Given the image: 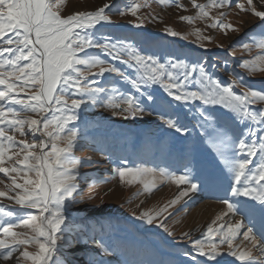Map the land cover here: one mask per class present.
<instances>
[{"label":"snow or ice","instance_id":"6c2138e0","mask_svg":"<svg viewBox=\"0 0 264 264\" xmlns=\"http://www.w3.org/2000/svg\"><path fill=\"white\" fill-rule=\"evenodd\" d=\"M230 3L231 0H208L201 4L191 0L192 7L198 9L197 15L180 19L189 23L212 19L210 27L238 32L239 28L210 17L208 11L225 8ZM246 3L247 8L241 2L236 6L242 11H251L264 23V10H257L253 0ZM258 3L264 6V0ZM63 4L64 0H0V173L11 180L6 185L7 191H0V197H6L23 209L39 210L38 215H29L19 223L5 222L4 217H14L17 213L8 205L0 204V261L77 264L75 253L87 251L86 264H109L107 257L123 247L120 239L111 235L113 225L101 224L98 229H90L84 222L77 224L68 209V204L75 203L80 167L94 163L91 158L81 160L73 151L84 132L76 123L81 120L82 106L104 107L124 120L142 118L145 114L157 115L165 128L187 137L190 129L181 122L180 113L168 112L165 106L170 109L173 102L187 106L199 101L200 128L204 130L205 143L222 163L225 176L221 177L212 168L201 169L199 161L194 159H188L179 175L165 168L142 166L120 167L116 173L122 181L125 177L147 181L146 188L157 178L174 180L177 186L186 185L170 202L172 205L202 186L213 187L221 179L229 180L227 198L221 201L226 211L217 216L213 224L229 214L241 219L215 228L209 226L205 239L191 242L194 254L180 255L193 264H200L198 257H203L206 264H225V257H234L242 264H264V89L252 88L238 75L230 76L228 83L222 84L211 74L205 60L190 62L188 57L162 44L154 45L148 39L142 43L157 49L152 53L141 51L134 38H96L89 34L97 25L112 23L108 11L114 4L105 3L94 11L62 16ZM140 7L139 3H134L120 15L131 12L135 17ZM219 16L226 17V13L221 11ZM142 26V21L134 25ZM195 34L200 37V29H196ZM165 35L176 37L180 33L169 27ZM242 47L251 51L248 44ZM257 47L260 52L254 59L239 63V67L250 74L264 72V40ZM91 48L101 49L112 60L132 69L135 75L129 76L115 65L105 66V60L89 53ZM230 55L234 56L235 52ZM211 67L217 68V65ZM97 68L99 71H93ZM219 68L226 70L227 62ZM105 73L115 74L130 83L138 95L124 94L114 86L106 88L100 83ZM153 86H159L164 95L149 91ZM234 88L241 91L236 92ZM255 105L262 106L256 109ZM217 107L228 110L238 122L249 125L240 138L212 127L213 118L208 109ZM26 126L28 132H25ZM17 133L21 137L31 134L33 139L31 142L27 138L18 140ZM257 156L259 163L253 164ZM6 161L10 166H5ZM33 173L35 179L31 178ZM166 210L167 206L161 212L144 211L133 216L147 225L157 224L173 236L158 219ZM249 218L251 223L245 226L244 220ZM17 228L30 229L32 235L15 231ZM184 237L191 239L189 233H184L182 239ZM26 246L36 250L29 251ZM65 250L68 257L64 256ZM131 255L134 258L126 259L123 264H156L153 260L139 258V249L133 250Z\"/></svg>","mask_w":264,"mask_h":264},{"label":"rangeland","instance_id":"374dc122","mask_svg":"<svg viewBox=\"0 0 264 264\" xmlns=\"http://www.w3.org/2000/svg\"><path fill=\"white\" fill-rule=\"evenodd\" d=\"M207 2L208 0H197V3L201 4ZM238 2L245 3L246 8L248 7L246 0H231L230 5L225 8L208 10L210 17L223 19L225 23L239 28L238 32L219 27L212 28L210 25L213 21L207 18L196 19L191 23L182 21L180 19L182 16L197 15L198 9L192 7L191 0H164L163 3H160V0H64L60 11L62 16H67L77 11H94L105 3L114 4V7L108 11L112 23L97 25L96 28L89 30V34H93L96 38H134L136 46L141 51L152 53L157 49L142 43L143 40L148 39L153 41L154 45L162 44L169 50L188 57L190 62L205 60L211 74L219 78L222 84H227L230 76L238 75L243 76L245 84L252 88L264 89V72L257 71L250 74L246 69L239 67L242 60L254 59L259 54L257 45L264 40V23L251 11L240 10L236 6ZM253 2L257 4V10H264V6H261L258 0ZM134 3L141 5L137 16H132L131 12L120 15L121 11ZM221 11L226 13V17L219 16ZM141 21L142 27H134ZM169 27L180 35L176 37L165 35ZM196 29H200V37L195 34ZM202 37L211 39H202ZM201 44L203 47L199 46ZM244 44H248L251 51L243 48ZM88 51L105 60L107 62L105 66L115 65L129 76L135 75L132 69L117 60H112L101 49L91 48ZM231 52H235V55H230ZM224 62H227L226 70L219 68ZM211 65H217V68H212ZM100 83L106 88L114 86L124 94L138 95L130 83L122 81L115 74L105 73ZM192 87L195 88L196 85L192 84ZM233 90L241 91L239 88ZM149 91L157 96L164 95L159 86H153ZM261 106L254 107L259 109ZM200 107L199 101L187 106L173 102V107L170 109L165 106L168 112L178 111L181 122L188 125L189 135L181 137L173 130L165 128L157 115L145 114L142 118L124 120L113 116L112 111L107 108L82 106L81 120L76 123L84 129V132L78 137L77 147L73 151L81 160L91 158L94 163L83 164L80 167L77 192L74 194L75 203L68 204V209L77 224L84 222L90 226V229H98L101 224L113 225L111 235L114 239L119 238L123 247L115 255L107 257L109 264H123L126 259H133L131 252L136 249L141 250L139 258L153 260L156 264H193L191 260L180 255L185 252L194 254L191 248L192 241L205 239L209 226L215 228L221 223L241 219V217H231L229 214L213 224L216 217L226 211V205L221 201L227 198L230 182L227 179H221L213 187L202 186L200 190L190 192L188 196L180 198L172 205L170 202L186 185L177 186L174 180L157 178L155 183H150L146 188L147 181L140 182L132 180L131 177H125L122 181L116 173V169L120 167L142 166L165 168L179 175L188 159H194L199 161L201 169L212 168L221 177L225 176L226 171L222 163L205 143L204 130L200 128L202 123L199 117ZM185 108L188 111H185ZM208 111L213 118L212 127L226 130L236 139L240 138L249 126L247 123L238 122L231 112L222 107ZM31 115L40 118L36 114ZM28 131L26 126L25 132ZM16 135L18 140L27 138L31 142L33 139L31 134L27 137H21L18 133ZM36 138L39 140V135ZM258 163L259 156L253 161V164ZM5 166H10V162L6 161ZM192 171L195 175V166ZM30 175L31 178H36L34 173ZM0 181H3L0 183V191H7L6 185L10 184L11 180L0 173ZM19 182L23 181L19 180ZM0 204L8 205L17 213L14 217H4L5 222L19 223L29 215L39 214L38 209H23L6 197H0ZM166 206L167 210L163 211L158 219L174 233L173 236H169L157 224L147 225L133 216V213L139 215L144 211L153 214L161 212ZM201 207L204 209L199 210ZM240 214L244 215L243 212ZM248 223H251L250 218L244 220L245 226ZM14 230L32 235L30 229ZM184 233H189L191 239L187 237L182 239ZM240 239L238 237L237 242ZM26 247L29 251L36 250L33 246ZM64 256H69L67 250L64 251ZM75 256L77 264H86L89 253L80 251L76 252ZM198 259L200 264H206L203 257ZM0 264H11V262L0 261ZM225 264H242V262L234 257H225Z\"/></svg>","mask_w":264,"mask_h":264},{"label":"bare ground","instance_id":"6f19581e","mask_svg":"<svg viewBox=\"0 0 264 264\" xmlns=\"http://www.w3.org/2000/svg\"><path fill=\"white\" fill-rule=\"evenodd\" d=\"M203 209H204V208L201 207V209H199V210H203Z\"/></svg>","mask_w":264,"mask_h":264}]
</instances>
